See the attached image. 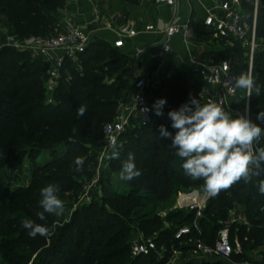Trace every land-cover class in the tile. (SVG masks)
I'll return each mask as SVG.
<instances>
[{
  "label": "trees",
  "instance_id": "trees-1",
  "mask_svg": "<svg viewBox=\"0 0 264 264\" xmlns=\"http://www.w3.org/2000/svg\"><path fill=\"white\" fill-rule=\"evenodd\" d=\"M66 6L67 0H0V12L9 14L11 28L19 39L58 33L56 30L59 29V26L62 27L61 10ZM247 16L252 21L253 10L251 8L248 9ZM257 36L259 40L261 38L264 40V0H261L258 13ZM230 51L235 55L242 52L241 49H230ZM79 59V65L68 59L65 61L61 70L63 79L53 91L54 103L47 104L45 101L43 102V99L47 93L45 82L48 80L47 70L51 64L42 57L20 52L15 48L0 49V94L11 96L10 101L0 99V102L11 107L19 125L14 132L19 143L13 140H9L8 143V148L13 144L19 145V148L16 152L0 154V170L3 166L13 169L22 157L27 155L31 157L35 152L39 155L55 147L67 146L72 144L74 139L93 143L97 141L96 136L101 132L102 124L105 121L114 120L118 116L124 94L130 91L133 84L128 57L112 44L103 40H94L86 51L80 54ZM214 59L220 61L216 56ZM242 60L237 61V57L230 60L237 65L238 72L248 67V57H246V61ZM258 62H263V64L257 65ZM254 63H256L255 75L252 74V76L255 83L260 86L261 92L259 96L253 92V96L250 98V111L254 123L264 129V122L257 119L258 113L264 111V41L263 47L261 46L255 55ZM184 74L181 72L174 74L168 84L164 83V85L156 87L148 86L146 91L152 107L153 123L146 126L131 123L121 137L124 147L118 152L119 158L126 160L128 154L133 153L136 167L142 173L139 178L128 181L130 189L127 195L117 194L121 200L126 198L125 201H116V210L123 211L125 216H128L135 208H139L140 203H145L144 197L147 202L153 200L167 202L181 191H204L203 180L193 181L185 175L182 168L183 160L176 155V149L171 147V138H161L159 135L161 125L172 136L177 131L172 128V121L168 115L170 111L178 110L182 105L189 103L193 97L201 104H205L199 96L196 84L193 81L189 82L188 78L190 77ZM108 80H112V82L110 83ZM19 93L25 95L17 99L15 104L14 98ZM159 99L166 101L162 109V116H157L153 109V105ZM80 105L87 106L83 117L77 116V108ZM3 138L5 136L0 126V140ZM54 138L60 140L51 142V145H44ZM12 142L14 143L12 144ZM257 145L264 147V135ZM75 159L76 156L72 161ZM122 163L116 165L117 169L121 170ZM71 166L73 168L67 166L64 169H74L73 171L78 176L92 177L88 171L91 166L89 162L84 163L82 171H76L74 162ZM41 168L39 166L40 171ZM65 180L62 178L59 181L65 183ZM261 180H264V171L259 176H252L247 183L241 180L230 189L222 190L216 197L209 200L204 210V216L199 219L204 240L212 244L219 229L228 220L229 211L237 206L243 209L250 225L233 224L231 227L232 237L238 230L237 233L243 246V252L237 255L233 254L231 259L234 258L242 264H264V257L255 261L251 254L254 249L264 247V212L261 211V207L264 206V195L259 192ZM107 189H112L109 183H107ZM196 214V211L185 214L181 210L171 213L175 217L181 216L179 226L186 224L187 221L193 222ZM158 221L157 218L144 219L141 223L142 230L148 233ZM105 224L101 218H89L88 228L94 233L89 242L90 249L82 258L75 251L73 244H62L59 243V240L56 245L66 246L62 249L65 257L62 260L56 257L58 250L53 246L42 264H90L89 257L102 246L106 250L113 248L112 242L105 241L104 236L99 233L100 228H104ZM175 234L176 230L173 232L171 229H166L158 237H154L158 250L163 244L169 246L171 243L181 242L175 238ZM20 242H22V237L13 235L6 238L0 249L9 254L11 252L10 247L8 248L9 244H19ZM182 248L191 250L188 245H182ZM129 251L131 254L129 247L122 246L114 248L113 251L103 256L109 259H113L115 256L126 259L124 263L119 264H144L157 252L142 256L131 254L128 257ZM230 260H204L201 264H230ZM164 262V259H160L158 264H164ZM97 264L104 263L98 261Z\"/></svg>",
  "mask_w": 264,
  "mask_h": 264
},
{
  "label": "rangeland",
  "instance_id": "rangeland-1",
  "mask_svg": "<svg viewBox=\"0 0 264 264\" xmlns=\"http://www.w3.org/2000/svg\"><path fill=\"white\" fill-rule=\"evenodd\" d=\"M8 16L9 14L0 12V28L3 29V31L2 29L0 30V49L5 47L4 45L7 41L6 31H9L12 42L19 39L11 28ZM63 27L59 26L56 32H60ZM201 39L205 43V47L213 49L210 56H216L220 60H233L237 57V61L241 59L246 61L243 45L238 41L233 42L232 40L213 37L207 33H204ZM263 41V38H261L262 47ZM230 49H241L242 52L235 55L232 54ZM262 64L263 62L257 63V65ZM255 65L256 63L253 66L254 75ZM51 67L50 65L49 70ZM49 70H47V74ZM241 72L247 73L248 67L245 70H241ZM177 73L180 72H175L174 74ZM174 74L167 73L166 70H161L160 73L151 71L148 76V86L156 87L164 85V83L168 84ZM49 78L50 75L48 74V80L45 82L47 93H45L43 102L52 104L55 100L53 91L60 85L63 75L61 74L58 83L53 89L49 83ZM188 80L189 82L192 81L191 78H188ZM108 81L112 82V80ZM131 91L132 87H130L129 92H125L122 103L129 100ZM23 95L25 94L19 93L16 97L14 96L15 104L17 99H20ZM10 97L0 94V99L2 100L10 101ZM240 99L244 101L243 96H240ZM14 115L15 113H13L11 107L0 102V126L5 136V138L0 140V154L16 152L17 148H19V145L13 144L14 142H12L13 146L8 148L9 140L19 143L14 134L17 126H19L17 124L18 120ZM111 121L113 120L105 121L102 124V130L96 136L97 141L93 143L74 139L73 143L67 146L55 147L39 155L35 152L31 157L28 155L22 157L13 169L9 166L1 167L0 211L2 214L0 215V247L4 245L6 238L13 235L21 236L22 242L9 244L8 248L10 247L11 251L9 254L0 249V264H42L45 258L48 257V252L53 249V246L58 250L55 256L62 260L65 257L62 249L66 246L56 245L59 240V243L62 244H73L75 251L82 258L91 246L89 242L94 232H91L88 228V222L89 218L93 217L101 218L106 223L104 228H100L99 233L104 236L105 241L112 242L113 248L106 250L102 246L97 252H94V255L89 257V263L97 264L98 261H102L104 264L124 263L126 259L124 260L121 257L115 256L113 259H109L103 255L110 253L114 248L122 246L129 247L132 254L133 244L140 238L158 237L166 229H171L173 232L176 230L177 233L180 228L192 225L195 221L199 222V219L204 216V212L201 216L196 214L193 222L187 221L186 224L179 226L181 216L175 217L171 213L177 210H181L185 214L193 211L188 210L186 205L176 204L180 192L167 202H156L154 200L147 202L146 197H144L145 203H140L141 206L135 208L128 216H125L123 211L119 212L116 210L117 202L125 201L126 199L121 200L117 194L127 195L130 187L128 181L120 179L119 173L121 170L116 167L124 160H121L122 158H119V156L118 158H110L113 151L105 155L102 153L105 147L104 125ZM59 140V138H54L44 145H51ZM123 145L121 140L116 150L119 152L124 147ZM74 156L76 158L82 157L84 163L86 161L90 163L91 166L88 171L92 175L91 178L76 175L73 171L74 169H64L67 166L73 168L71 165L75 161H72ZM39 166L42 167L41 171ZM62 178L66 179L65 183H60L59 180ZM107 183L112 186V189H107ZM48 184L59 185L60 191L58 195L64 202V211L60 216L45 213L46 219L42 221L37 216L38 212L43 211L39 205L41 199L40 190ZM181 193L189 192L181 191ZM149 218H157L159 221L150 228L148 233H145L142 230L141 223L144 219ZM25 219L47 226L49 235L47 237L37 235L35 238H31L28 235L29 230L22 226V222ZM182 245L184 246L185 243H171L169 246L168 244H163L144 264H158L160 259H164V264H184L185 262L188 264H201L204 261L201 255L184 250ZM131 254L129 251L128 257ZM251 254L252 259L255 261L263 259L264 247L261 246L254 249ZM229 263L242 264L234 260V258Z\"/></svg>",
  "mask_w": 264,
  "mask_h": 264
},
{
  "label": "built area",
  "instance_id": "built-area-1",
  "mask_svg": "<svg viewBox=\"0 0 264 264\" xmlns=\"http://www.w3.org/2000/svg\"><path fill=\"white\" fill-rule=\"evenodd\" d=\"M154 3L173 9L171 20L163 27L154 24H147L142 30L125 27L114 42L115 48L124 47L126 38L136 37L141 32H162L164 40L160 45V52L164 54L171 52V41L177 35H183L188 43L193 28L190 20L181 22L178 14L179 0H154ZM199 3L204 10V31L213 37L239 41L243 45L246 57H248V72L253 74L254 58L261 48V42L257 36L261 0H199ZM249 8L253 10L252 21L247 16ZM5 34L7 36L5 47L42 57L51 64L52 67L48 74L52 89L61 77V70L65 61L68 59L79 65L80 54L84 53L93 41L90 32L72 23H67L60 32L54 35L31 36L17 39L15 42L11 41L9 31H6ZM143 54L144 51L138 49L136 57L140 58ZM189 65L190 68L184 73L196 84L199 96L205 103L215 101L220 103L226 112L230 111L234 118L239 114L253 121L250 111L251 97H246V90L236 89L231 84L226 85L227 81L234 83V77L240 74L237 65L227 59L198 61L194 56H190ZM147 87L148 78L145 76H138L133 81L130 113L128 115L123 114V112L118 114L115 120L107 123L104 127L105 147L102 151L103 155L113 151L114 143L116 148L120 145L121 137L131 123L143 126L153 123V112L148 100ZM240 96L244 97V101L240 99ZM143 108H148L149 111L143 112ZM256 147L259 146L256 145ZM211 198L205 191L180 192L176 204L186 205L188 210L196 211L198 216H201ZM262 209L264 206L261 207V211ZM233 224L250 225L246 213L239 206L229 211L228 220L219 229L212 244L204 240L203 231L198 221L180 228L175 234V238L188 245L191 248L190 251L201 255L204 260L228 261L233 254L237 255L243 252L238 230L232 237L231 227ZM157 250L158 246L154 237H142L134 242L132 254L133 256L149 255Z\"/></svg>",
  "mask_w": 264,
  "mask_h": 264
},
{
  "label": "clouds",
  "instance_id": "clouds-1",
  "mask_svg": "<svg viewBox=\"0 0 264 264\" xmlns=\"http://www.w3.org/2000/svg\"><path fill=\"white\" fill-rule=\"evenodd\" d=\"M236 89L246 90L247 96L260 95L261 88L255 83L251 72H241L233 81H227ZM166 101L159 99L153 105L157 116L163 115ZM87 111L86 105L77 108V116L83 117ZM143 112L149 111L143 108ZM172 128L176 129L174 136L163 126H160L161 138H171V147L176 149V155L182 158V168L191 180H203V190L209 197H216L222 190L230 189L243 180L249 182L252 176H259L264 171V147H256L264 135L257 123L244 115L237 114L234 118L231 112H226L220 103L210 101L201 104L196 98L182 105L178 110L168 113ZM257 119L264 122V111H260ZM75 131V129H74ZM119 153L113 144V154L110 158H118ZM76 171H82L84 159L77 157L74 161ZM142 175L135 164L133 153H129L123 161L119 173L120 179L131 181ZM60 188L57 184H48L41 188L39 201L43 211L37 213L40 220H45V213L60 216L64 211V202L59 198ZM259 192L264 195V180L259 182ZM264 211V209H262ZM22 226L28 229V235L47 237L49 228L42 224L25 219Z\"/></svg>",
  "mask_w": 264,
  "mask_h": 264
},
{
  "label": "crops",
  "instance_id": "crops-1",
  "mask_svg": "<svg viewBox=\"0 0 264 264\" xmlns=\"http://www.w3.org/2000/svg\"><path fill=\"white\" fill-rule=\"evenodd\" d=\"M174 10L159 6L154 0H67V6L61 10L62 26L67 23L84 28L92 35V40H103L112 45L119 38L125 27L142 30L147 24L163 27L172 18ZM178 14L181 22L190 20L193 28L188 43L183 35H177L171 41L172 50L164 54L160 45L164 40L162 32H141L136 37L126 38L125 45L117 49L128 57V65L133 81L138 76L148 78L151 71L167 73L187 71L190 68V56L198 61H212L213 49L205 47L201 36L204 10L199 0H179ZM208 34V33H207ZM138 49L144 54L136 57ZM186 74V73H185ZM131 92L129 100L122 103L118 114L130 113Z\"/></svg>",
  "mask_w": 264,
  "mask_h": 264
}]
</instances>
